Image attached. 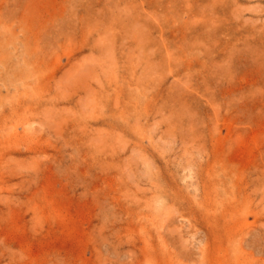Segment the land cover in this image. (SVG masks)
<instances>
[{
    "label": "rangeland",
    "instance_id": "374dc122",
    "mask_svg": "<svg viewBox=\"0 0 264 264\" xmlns=\"http://www.w3.org/2000/svg\"><path fill=\"white\" fill-rule=\"evenodd\" d=\"M0 264H264V0H0Z\"/></svg>",
    "mask_w": 264,
    "mask_h": 264
}]
</instances>
